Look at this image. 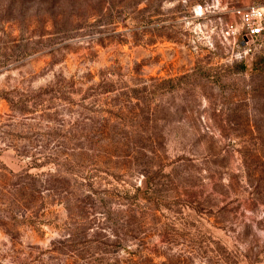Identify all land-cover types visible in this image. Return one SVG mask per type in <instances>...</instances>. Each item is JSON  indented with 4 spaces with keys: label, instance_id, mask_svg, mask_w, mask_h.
<instances>
[{
    "label": "rangeland",
    "instance_id": "obj_1",
    "mask_svg": "<svg viewBox=\"0 0 264 264\" xmlns=\"http://www.w3.org/2000/svg\"><path fill=\"white\" fill-rule=\"evenodd\" d=\"M250 5L264 0H0V264H264L247 173L264 169V28L247 36L236 13ZM80 208L142 215V231L71 256L93 239L70 233Z\"/></svg>",
    "mask_w": 264,
    "mask_h": 264
},
{
    "label": "trees",
    "instance_id": "obj_2",
    "mask_svg": "<svg viewBox=\"0 0 264 264\" xmlns=\"http://www.w3.org/2000/svg\"><path fill=\"white\" fill-rule=\"evenodd\" d=\"M264 56H260L259 58L264 61ZM258 63L256 62L255 65ZM258 67L256 66V69ZM179 79V78H178ZM175 78L171 79L170 81L175 82ZM179 84L175 83L172 86V89L178 87ZM259 158L256 157L252 159L251 163L248 165V179L249 183L255 187L256 193L258 194L260 199H264V169H258L257 168V163L254 165V161H258ZM37 166H40L41 164H35ZM254 165V167H253ZM159 174V173H158ZM147 175V180H150L154 183H156L155 176H150L149 174ZM63 176H60L58 174H51L50 177L46 180L49 185H52L51 188L54 192H56L58 195H62L64 193V187L61 184L63 180ZM37 181V179H36ZM59 183V184H57ZM38 191V189H37ZM145 199H147L148 202L155 204L156 206H160L161 202L163 201L162 196L158 193H151V194H145ZM177 203V201H174ZM192 203V202H190ZM192 205V204H191ZM79 208V206H77ZM84 208L86 206H83ZM93 209V208H92ZM96 209L94 208L93 210L87 211L83 210L80 208V212L75 216V214H72V221L76 223L75 233L74 230L70 233H73L72 235L78 237L80 241H85L87 240V236L90 234H93V239H90L87 241V243H84L83 248H78L77 250L72 248V246H66L68 248V251H72L74 254H71V256H74L76 253L77 256L79 257H87L89 255L88 247L92 245L93 242H95V245L97 247H100V249L104 250L105 252H110V251H115L116 249L120 248L122 245V238L120 237L121 234H125L126 238L129 236L132 238H138L140 232L142 231V224H144L142 215L139 217H136L134 215V220L132 221H125L124 224H118L117 221H111L109 218L105 217V220L101 221L96 217V213L94 212ZM105 212L108 216H111L112 211L110 208L106 210ZM91 215H93L91 217ZM79 225V226H78ZM78 226V227H77ZM123 232V233H122ZM115 236V240L112 243L111 237ZM77 238V239H78ZM70 239H68L69 241ZM75 250L77 252H75ZM127 254L130 256L132 261L135 264H159L155 262V259L152 257H147L143 256L140 253H137L136 251L129 250ZM136 258V260H135ZM170 258V257H169ZM175 258V257H174ZM171 258V261L168 264H181L183 263L181 259L176 258Z\"/></svg>",
    "mask_w": 264,
    "mask_h": 264
},
{
    "label": "built area",
    "instance_id": "obj_3",
    "mask_svg": "<svg viewBox=\"0 0 264 264\" xmlns=\"http://www.w3.org/2000/svg\"><path fill=\"white\" fill-rule=\"evenodd\" d=\"M237 15L241 18L246 35L257 36L264 28V9L258 5H250L236 10Z\"/></svg>",
    "mask_w": 264,
    "mask_h": 264
}]
</instances>
